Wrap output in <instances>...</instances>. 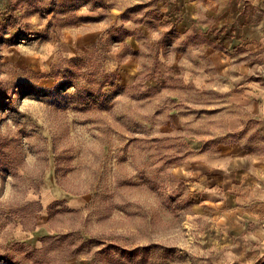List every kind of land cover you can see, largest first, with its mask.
<instances>
[{"label":"rangeland","instance_id":"obj_1","mask_svg":"<svg viewBox=\"0 0 264 264\" xmlns=\"http://www.w3.org/2000/svg\"><path fill=\"white\" fill-rule=\"evenodd\" d=\"M232 1L0 0V264H264L197 167L264 151L216 86L264 79Z\"/></svg>","mask_w":264,"mask_h":264},{"label":"crops","instance_id":"obj_2","mask_svg":"<svg viewBox=\"0 0 264 264\" xmlns=\"http://www.w3.org/2000/svg\"><path fill=\"white\" fill-rule=\"evenodd\" d=\"M249 1L251 0H246L248 9L251 8L249 5L257 3ZM232 2L231 11L234 12L231 16L237 19V24L257 27L255 22H249L248 17L245 21L239 20L240 0ZM234 5L236 6L233 7ZM258 5L261 4L258 2ZM261 7L264 10V4ZM226 21L229 20H224L222 24ZM256 33L258 32L247 31L250 41L248 48L254 55L253 60L264 62V32H260V35ZM189 72L192 74V70ZM195 77L201 84L209 79L205 70L198 71ZM239 77L242 76L238 75L231 81L223 76L216 78V86L230 92L228 100L237 109L228 119L230 132L233 136H240V133H244L247 122L252 121L264 138V79L248 80ZM238 141L239 138H234L232 143L220 147V151L213 156L203 153L197 161V167L202 174V184L210 181V176L217 172L211 177L217 189L216 194L221 196L216 201L225 204V201L230 200V212L244 229L239 233L238 250L243 247L244 251H249L250 258L257 259L264 254V151L243 148ZM213 170L215 173H211Z\"/></svg>","mask_w":264,"mask_h":264},{"label":"trees","instance_id":"obj_3","mask_svg":"<svg viewBox=\"0 0 264 264\" xmlns=\"http://www.w3.org/2000/svg\"><path fill=\"white\" fill-rule=\"evenodd\" d=\"M137 79V78H136ZM157 85H159V84H157ZM157 85H147L146 87L148 88V89H150V90H152V89H154V88H157L156 86Z\"/></svg>","mask_w":264,"mask_h":264}]
</instances>
